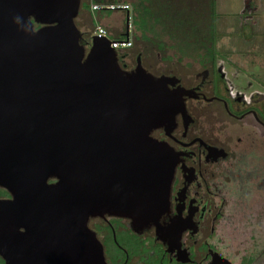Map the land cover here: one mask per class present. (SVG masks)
Returning <instances> with one entry per match:
<instances>
[{
  "label": "water",
  "instance_id": "1",
  "mask_svg": "<svg viewBox=\"0 0 264 264\" xmlns=\"http://www.w3.org/2000/svg\"><path fill=\"white\" fill-rule=\"evenodd\" d=\"M80 5L0 0L4 264H106L89 218L141 227L167 203L175 158L151 132L172 130L184 89H169L177 78L154 75L140 56L122 69L106 36L91 35L86 49Z\"/></svg>",
  "mask_w": 264,
  "mask_h": 264
},
{
  "label": "flooded vegetation",
  "instance_id": "2",
  "mask_svg": "<svg viewBox=\"0 0 264 264\" xmlns=\"http://www.w3.org/2000/svg\"><path fill=\"white\" fill-rule=\"evenodd\" d=\"M129 6L123 34L132 44L117 51L126 71L143 59L132 50ZM211 46L189 71L157 74L184 89L172 130L151 132L175 158L167 203L141 227L124 216L90 217L106 264H264V88L233 84Z\"/></svg>",
  "mask_w": 264,
  "mask_h": 264
},
{
  "label": "rangeland",
  "instance_id": "3",
  "mask_svg": "<svg viewBox=\"0 0 264 264\" xmlns=\"http://www.w3.org/2000/svg\"><path fill=\"white\" fill-rule=\"evenodd\" d=\"M125 2L134 9V24L130 28L134 37L132 50L143 51L141 63L151 73L157 75L159 72L171 70L176 73L189 71L187 69L205 54L202 48L194 50L192 45H181L176 36L170 35L161 23L155 27L156 18L162 17L160 11L156 12L163 9L160 2L153 5L150 4L151 0ZM92 3V0H81L79 14L75 18V23L85 36L90 33L92 35L98 25L106 29L110 38L125 33L124 12L92 10ZM182 4L189 11L196 6V0H183ZM141 6L146 7L145 10L156 12V15L153 12L151 15L149 12L144 13ZM213 24V56L215 61H219L226 68L228 77L232 75L229 80L243 88H264V0H214ZM200 27L208 34L207 19ZM90 37L88 36L89 39ZM202 40L201 42L209 46L207 40ZM119 52L118 56L121 53ZM129 58V63H134L135 56L132 52Z\"/></svg>",
  "mask_w": 264,
  "mask_h": 264
},
{
  "label": "trees",
  "instance_id": "4",
  "mask_svg": "<svg viewBox=\"0 0 264 264\" xmlns=\"http://www.w3.org/2000/svg\"><path fill=\"white\" fill-rule=\"evenodd\" d=\"M92 1L96 3L125 2V0H111L108 2H106L105 0H92ZM156 2H160L161 3L160 7H162L163 9L156 11L158 13L160 11V13L162 14V17L156 18L155 27L157 24L161 23V26L165 30H167V32L170 35L176 36V39L179 41L181 45L183 44L188 47L192 45L194 50L197 48H200V49L202 48L204 50L205 48H208L206 43L204 44V42H201L203 41L202 39H205L209 42V44L210 43L212 44L209 50L210 52H213L214 50L213 42L215 38V31H214V24H213L214 0H196V4H195L196 6L194 5L195 7H191V10L189 11L186 9V6H183L182 4L183 0H151L150 4L153 5ZM172 6H178V7L172 8ZM141 8H143L144 13L149 12L148 14L150 15L153 13L154 14L156 13L154 11H149L148 9L145 10L146 7L144 6L143 7L141 6ZM107 12H110V11H107ZM206 19H207V25L209 28L208 34H206L207 31H204L200 27V25L203 24L206 21ZM32 22L35 28H38L40 26V24L35 23L33 20ZM81 35L82 37L80 39V43L83 44L86 47V49H88L89 41H90L88 36L90 37L91 33L87 34L88 36H85V33L81 32ZM124 37L125 35L121 34V35L114 36L113 38L123 39ZM179 59L180 58H177V60ZM8 196L9 194L7 193V191L0 187V197H8ZM0 264H4V261L1 257H0Z\"/></svg>",
  "mask_w": 264,
  "mask_h": 264
},
{
  "label": "built area",
  "instance_id": "5",
  "mask_svg": "<svg viewBox=\"0 0 264 264\" xmlns=\"http://www.w3.org/2000/svg\"><path fill=\"white\" fill-rule=\"evenodd\" d=\"M92 10L96 11H128L130 6L126 2H114V3H96L93 2L91 4ZM129 31V30H128ZM92 35H96L98 37L106 36L110 40V46L116 50H122L124 48H128L132 44V40L130 36L126 35L123 39H114L108 36L106 29L100 25L96 27L95 32Z\"/></svg>",
  "mask_w": 264,
  "mask_h": 264
},
{
  "label": "clouds",
  "instance_id": "6",
  "mask_svg": "<svg viewBox=\"0 0 264 264\" xmlns=\"http://www.w3.org/2000/svg\"><path fill=\"white\" fill-rule=\"evenodd\" d=\"M14 20H15L16 22H19V20H20V17H19V16H17V17H15V18H14Z\"/></svg>",
  "mask_w": 264,
  "mask_h": 264
},
{
  "label": "bare ground",
  "instance_id": "7",
  "mask_svg": "<svg viewBox=\"0 0 264 264\" xmlns=\"http://www.w3.org/2000/svg\"><path fill=\"white\" fill-rule=\"evenodd\" d=\"M172 113V112H171ZM175 117V116H174ZM164 118H168L169 119V114L167 113V115Z\"/></svg>",
  "mask_w": 264,
  "mask_h": 264
}]
</instances>
